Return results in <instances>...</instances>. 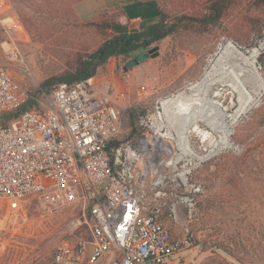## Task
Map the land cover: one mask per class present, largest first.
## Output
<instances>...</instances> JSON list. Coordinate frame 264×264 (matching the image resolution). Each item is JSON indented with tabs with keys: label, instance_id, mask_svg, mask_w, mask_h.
<instances>
[{
	"label": "built area",
	"instance_id": "built-area-1",
	"mask_svg": "<svg viewBox=\"0 0 264 264\" xmlns=\"http://www.w3.org/2000/svg\"><path fill=\"white\" fill-rule=\"evenodd\" d=\"M0 22V198L18 209L32 195L50 217L78 210L50 264H170L194 247L206 191L199 172L241 144L194 141L184 120L176 128L164 114L172 96L136 102V131L112 144L132 104L103 80L111 63L88 79L31 86L26 32L14 16Z\"/></svg>",
	"mask_w": 264,
	"mask_h": 264
},
{
	"label": "rangeland",
	"instance_id": "rangeland-1",
	"mask_svg": "<svg viewBox=\"0 0 264 264\" xmlns=\"http://www.w3.org/2000/svg\"><path fill=\"white\" fill-rule=\"evenodd\" d=\"M66 1L5 0L0 6V18L16 17L26 32L22 48L31 73L25 79L31 86L73 72L81 54L94 51L111 38V30L98 28L94 22L117 21L120 13L89 17L95 15L92 9L108 6L109 10H116L124 0L93 1L91 7L92 3L86 2L78 7L83 18L76 9L81 0H74L68 7ZM161 4L170 13L192 14L204 12L208 1L164 0ZM138 11L143 13V9ZM22 16L34 22L32 29L27 28ZM135 23L129 28L134 29ZM260 28H264V5L257 0H236L217 26L203 33L182 31L166 37L151 46L157 47L158 55L127 71L123 66L132 56L110 58L113 73L105 74L103 80L113 83L122 101L132 104L124 115L117 139L122 141L132 134L136 117L133 121L130 112L135 109L137 113L136 102L151 106L155 98L185 90L204 75L222 45L234 43L251 54L262 41L249 47ZM18 30L22 31V27ZM3 35L0 22V40ZM252 59L264 88V47ZM0 60H3L1 51ZM98 69L102 72L105 67ZM140 86H148L149 95L139 98ZM237 100L238 95L225 101L223 107L229 115ZM196 106L197 103L190 101L186 106L174 108L186 110L188 115ZM202 127L212 136L207 141L225 142L221 132H213L204 124ZM187 129L194 141L200 140L201 135L191 132L190 125ZM230 132L227 141L239 142L242 151H226L199 172L206 191L199 203L202 223L195 230V246L199 247L193 254V264H264V91ZM77 213L78 210H73L50 217L41 211L32 195L18 209H12L6 199L0 198V264H50L55 249L68 235L70 215Z\"/></svg>",
	"mask_w": 264,
	"mask_h": 264
},
{
	"label": "bare ground",
	"instance_id": "bare-ground-1",
	"mask_svg": "<svg viewBox=\"0 0 264 264\" xmlns=\"http://www.w3.org/2000/svg\"><path fill=\"white\" fill-rule=\"evenodd\" d=\"M263 47L264 38L251 54L242 51L234 43L220 46L204 75L188 85L185 90L173 95L172 103H164V114L169 122L177 128L179 120H184V124L191 126V132L198 133L205 141L211 136L210 132L202 127V124L207 125L213 132H221L223 141L228 142L231 127L264 91L252 59ZM236 95L237 104L229 115L223 106L230 96ZM190 101L198 106L193 107L188 115L186 110H175V106H186ZM186 131L190 132L188 129Z\"/></svg>",
	"mask_w": 264,
	"mask_h": 264
},
{
	"label": "trees",
	"instance_id": "trees-1",
	"mask_svg": "<svg viewBox=\"0 0 264 264\" xmlns=\"http://www.w3.org/2000/svg\"><path fill=\"white\" fill-rule=\"evenodd\" d=\"M74 0H67L65 5L68 7ZM130 0L122 1L118 7ZM133 2H142L143 0H131ZM162 1L158 0V15L142 23L139 30L130 29L129 23L121 21L103 20L94 22L98 28L111 30V38L103 41L97 49L92 52L81 54L78 58L77 66L73 72H69L61 77L49 78L43 82V86H50L55 81L67 80L73 82L84 80L94 76L98 68L105 65L112 57L132 56L134 50L142 46L151 47L154 43H159L168 36H175L182 31L194 33H203L217 26L226 14L227 10L236 0H207V8L202 13H188L185 11L170 13L162 6ZM259 4L264 5V0H257ZM119 4V2H118ZM22 20L27 28L32 29L34 22L28 17L22 16ZM264 37V28H260L257 38L249 45L256 46ZM134 121L136 117L135 109L130 112ZM136 129H133L134 133ZM120 140L115 139L112 144H117Z\"/></svg>",
	"mask_w": 264,
	"mask_h": 264
},
{
	"label": "crops",
	"instance_id": "crops-1",
	"mask_svg": "<svg viewBox=\"0 0 264 264\" xmlns=\"http://www.w3.org/2000/svg\"><path fill=\"white\" fill-rule=\"evenodd\" d=\"M93 1L103 2V0H81L78 2L76 9L81 17H82V13L78 9V7L86 2L92 3V5L89 6L91 7L93 6ZM157 7H156V0H143L142 2H133L130 0L124 3L122 7L116 10H109L108 6L104 7V9L98 7L97 10L92 9L95 15H92L91 17H89V19H95L99 16H103L106 13L107 14L120 13L117 14V18H119L117 19V21H121L123 23L128 22L130 26L136 21L137 24L135 23L134 29L136 28V30H139V28L142 26V23L144 21L157 16V11H158ZM142 9H143V13H140L138 10H142ZM168 223L173 228L174 232H180L181 230L180 223H174L171 221H168ZM198 247L199 245L185 251L184 253L178 254L171 260L170 264H193L192 261H195V258H193V254L198 249Z\"/></svg>",
	"mask_w": 264,
	"mask_h": 264
},
{
	"label": "water",
	"instance_id": "water-1",
	"mask_svg": "<svg viewBox=\"0 0 264 264\" xmlns=\"http://www.w3.org/2000/svg\"><path fill=\"white\" fill-rule=\"evenodd\" d=\"M157 47H145L142 46L139 49H136L132 53V58L123 66L125 71L133 68L141 61L147 59L148 57H155L158 55Z\"/></svg>",
	"mask_w": 264,
	"mask_h": 264
}]
</instances>
